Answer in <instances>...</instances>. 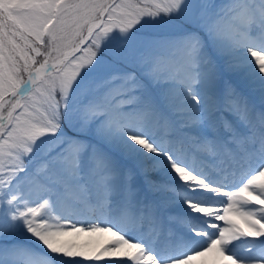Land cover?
Here are the masks:
<instances>
[{"label":"snow or ice","instance_id":"1","mask_svg":"<svg viewBox=\"0 0 264 264\" xmlns=\"http://www.w3.org/2000/svg\"><path fill=\"white\" fill-rule=\"evenodd\" d=\"M208 258L264 264V0H0V264Z\"/></svg>","mask_w":264,"mask_h":264},{"label":"bare ground","instance_id":"2","mask_svg":"<svg viewBox=\"0 0 264 264\" xmlns=\"http://www.w3.org/2000/svg\"><path fill=\"white\" fill-rule=\"evenodd\" d=\"M89 238H91V236H89ZM111 239L112 238L108 234L106 235V234H103V233H97L91 238V241L96 243V241L98 242L100 240L101 243L108 244ZM208 260H209V264H211V258H208Z\"/></svg>","mask_w":264,"mask_h":264},{"label":"rangeland","instance_id":"3","mask_svg":"<svg viewBox=\"0 0 264 264\" xmlns=\"http://www.w3.org/2000/svg\"><path fill=\"white\" fill-rule=\"evenodd\" d=\"M215 2L216 3H219L220 2V0H215ZM107 235V234H106ZM94 236V235H93ZM93 236H91V238L93 237ZM91 238H89V235H87V234H81L77 239H78V241L79 242H81V243H83V242H90L93 246H95L96 248H99V247H102V246H104L105 244H103V243H101V239L97 242L96 241V243H94V242H92L91 241ZM97 239V238H96Z\"/></svg>","mask_w":264,"mask_h":264}]
</instances>
